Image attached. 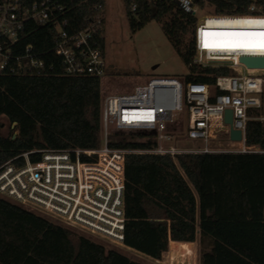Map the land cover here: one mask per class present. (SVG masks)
Returning <instances> with one entry per match:
<instances>
[{
  "label": "trees",
  "instance_id": "obj_1",
  "mask_svg": "<svg viewBox=\"0 0 264 264\" xmlns=\"http://www.w3.org/2000/svg\"><path fill=\"white\" fill-rule=\"evenodd\" d=\"M28 2L41 0H26ZM66 8L69 33L85 28L105 0H59ZM214 12L245 13L252 0H209ZM264 3V0H258ZM138 7L132 10V4ZM201 3V0L197 1ZM130 29H142L157 19L174 49L189 66L187 81L213 83L204 73H226L192 63L197 18L175 2L124 0ZM210 27V26H209ZM50 25L28 26L23 44H32L47 59L56 44ZM205 41V38H204ZM220 42V41H219ZM218 42V43H219ZM209 43L212 37H209ZM104 48L105 42H101ZM0 73V117L15 123L19 133H0V163L35 149L95 148L101 144V79ZM260 113L259 110L255 111ZM119 135L113 146L145 148ZM246 143L262 152L181 153L170 155L130 153L125 162L126 246L153 258L169 250L173 258L190 254V242L200 236L210 247L201 251L202 264H264V121L247 124ZM35 158V157H34ZM150 200L163 211L150 214ZM0 264H141L86 236L79 246L68 228L0 198Z\"/></svg>",
  "mask_w": 264,
  "mask_h": 264
},
{
  "label": "built area",
  "instance_id": "obj_2",
  "mask_svg": "<svg viewBox=\"0 0 264 264\" xmlns=\"http://www.w3.org/2000/svg\"><path fill=\"white\" fill-rule=\"evenodd\" d=\"M156 3V0H148ZM175 2L195 15L198 0ZM138 4L133 2L132 10ZM100 13L78 32L69 33L66 8L59 0H0V73L8 75L106 76L105 18ZM227 21V22H225ZM240 21L241 23H237ZM264 3L252 0L245 13H207L197 19L194 64L226 73H204L215 81H187L185 76H152L130 91L102 95L101 144L95 148H35L0 163V198L42 215L53 222L125 246V162L130 153L262 152L246 143L250 120H264V67H250L244 56H264L258 47H204V32L264 31ZM211 23V24H210ZM212 25L211 28L208 26ZM50 25L56 31L55 59H45L32 44H23L28 26ZM213 43L218 40L212 38ZM232 110V121L226 112ZM260 113L256 114L255 111ZM187 119V126L184 121ZM242 132L241 140L231 138ZM177 132H181L179 137ZM134 133L145 148L113 146L112 135ZM227 139L230 148L211 143ZM191 141L202 146H186ZM243 142L236 149L232 143ZM35 157V158H34ZM157 262L159 258H155ZM170 258L169 264H173ZM181 264H202L182 261Z\"/></svg>",
  "mask_w": 264,
  "mask_h": 264
},
{
  "label": "rangeland",
  "instance_id": "obj_3",
  "mask_svg": "<svg viewBox=\"0 0 264 264\" xmlns=\"http://www.w3.org/2000/svg\"><path fill=\"white\" fill-rule=\"evenodd\" d=\"M214 5L209 0H201L196 6L195 16L198 19L204 14L213 13ZM103 16L105 18L106 39V76L101 79L102 95L111 94L115 91H129L143 79L152 76H186L189 72V66L181 58L174 49L168 37L164 33L160 22L157 19L149 21L142 29L133 33L129 26L126 14V6L124 0H105L103 8ZM262 113L264 112L261 111ZM264 114V113H263ZM184 126H187V119L184 116ZM264 121V120H263ZM0 133L3 136L10 134L15 137L19 131L15 123H11L6 116L0 117ZM128 139H143L134 133H124ZM181 137V132H177ZM114 141H119V135H112ZM180 144L186 146H202V143L192 144L191 141H180ZM236 149L242 148V144H234ZM213 147L230 148V143L223 138L211 143ZM147 209L153 216H160L163 211L150 200L146 201ZM75 246H79V237L86 236L92 240L103 244L107 249H115L130 258L139 261L141 264H169L171 254L170 248L164 252L160 261L146 255L138 250L130 249L125 246L119 247L111 242L99 237L92 236L82 230L68 227ZM190 254L186 257L177 256L173 259V264H181L182 261H200L201 251L208 249L210 244L208 241L201 243L200 236L194 241Z\"/></svg>",
  "mask_w": 264,
  "mask_h": 264
},
{
  "label": "snow or ice",
  "instance_id": "obj_4",
  "mask_svg": "<svg viewBox=\"0 0 264 264\" xmlns=\"http://www.w3.org/2000/svg\"><path fill=\"white\" fill-rule=\"evenodd\" d=\"M237 23H241L237 21ZM243 23H264V21H243ZM204 47H221V48H244L258 47L264 49V31L254 32H221V33H204ZM209 37L220 41L219 43H209Z\"/></svg>",
  "mask_w": 264,
  "mask_h": 264
},
{
  "label": "water",
  "instance_id": "obj_5",
  "mask_svg": "<svg viewBox=\"0 0 264 264\" xmlns=\"http://www.w3.org/2000/svg\"><path fill=\"white\" fill-rule=\"evenodd\" d=\"M242 61H244L250 67H264V56H244L242 57ZM226 115L227 122H231L232 110L228 109ZM231 138L234 140H241L242 132L240 130H232Z\"/></svg>",
  "mask_w": 264,
  "mask_h": 264
},
{
  "label": "crops",
  "instance_id": "obj_6",
  "mask_svg": "<svg viewBox=\"0 0 264 264\" xmlns=\"http://www.w3.org/2000/svg\"><path fill=\"white\" fill-rule=\"evenodd\" d=\"M145 81H146V79H143V80L140 81L139 83H143V82H145ZM127 91H128V90H127ZM129 91H130V90H129ZM118 92H126V91H115V92H113V93H118ZM173 242H182V241L171 240V241H170V244H169V248L171 247V244H172ZM190 243L194 244L195 242H190ZM125 247L130 248V249H134V248H131V247L126 246V245H125ZM135 250H136V249H135ZM152 258H153V257H152Z\"/></svg>",
  "mask_w": 264,
  "mask_h": 264
},
{
  "label": "bare ground",
  "instance_id": "obj_7",
  "mask_svg": "<svg viewBox=\"0 0 264 264\" xmlns=\"http://www.w3.org/2000/svg\"><path fill=\"white\" fill-rule=\"evenodd\" d=\"M225 22H227V21H225ZM210 24H211V23H210ZM210 24H209L210 27L208 26L209 28H211V26H212V25H210ZM212 27H213V26H212ZM206 32H208V33H212L211 31H206ZM204 33H205V32H204ZM203 37H204V36H203ZM204 38H205V37H204ZM204 38H203V44H204ZM234 144H242V145L244 146L243 142H241V141H235ZM171 258H173V257L171 256Z\"/></svg>",
  "mask_w": 264,
  "mask_h": 264
}]
</instances>
